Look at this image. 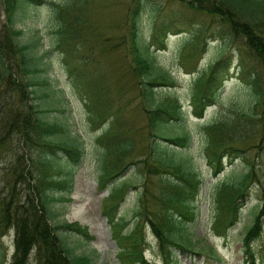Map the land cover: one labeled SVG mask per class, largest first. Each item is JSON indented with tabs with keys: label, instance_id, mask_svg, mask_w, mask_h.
Wrapping results in <instances>:
<instances>
[{
	"label": "rangeland",
	"instance_id": "1",
	"mask_svg": "<svg viewBox=\"0 0 264 264\" xmlns=\"http://www.w3.org/2000/svg\"><path fill=\"white\" fill-rule=\"evenodd\" d=\"M54 1L65 4L69 0ZM150 1L152 3L141 10L140 39L142 40L150 42L149 36L154 31V25L158 26L175 20L170 14L172 9L178 13V21L172 26V31L179 30V33L171 34L172 31H169L163 47H159L158 43L149 45L148 56L153 57L158 73H169L175 80L174 86L171 87L166 85L155 86V100L161 101L171 97L180 100L186 117L169 126L167 133H186L191 137L190 145L183 150L181 156L188 158L201 176L195 187L199 192L194 202V218L191 221L185 220L188 227L187 231H177L174 234V241L185 247L194 248L201 254L194 255L187 252L182 254L179 252L177 255L178 264H264V225L262 233L253 240L251 239L250 246L255 256L253 262L245 253L243 246L246 228L251 224L253 215L257 210V204L260 201L261 186L251 184L247 195L239 199L238 215L231 225L227 221L230 218L227 214L229 212L226 211L221 214L217 202L219 185L236 181L247 170V160L254 163L258 178L261 180L264 177V141L260 142L261 128L259 129V124L256 128L253 125L255 120L251 118L253 99L243 86L244 82L241 83L238 76L237 78L232 77L226 81L217 101L206 109L202 118H195L191 115V93L194 79L201 75L210 63L216 61L220 53L226 50H228V55L233 56L232 53H234L232 64L238 68L236 56L240 49H246L245 41L241 39L240 33L234 38L217 18L196 12L180 0ZM133 6V0H89L85 7V16L88 18L86 25L93 29L91 33L93 38L89 43L97 44L100 48L107 45L110 47V51L100 57L102 58L101 61L99 58V65L101 64L103 71L101 75H107V81L86 80L92 104L98 102V95L104 97L110 86L112 89L110 98L116 102L113 109L120 110L121 108L122 119H125L126 126L132 130L136 138L138 154H140V158H144L148 141L147 114L142 92L137 82L138 79L134 78V73L129 68L132 63L130 54L128 52L127 58L124 54L128 51L127 45L122 42V38L128 30L127 23H129ZM155 6L157 10L151 9ZM18 27H21L22 31L16 37V41L22 44H34L29 54L41 59L40 67L44 69L38 74V80L42 85L26 87L25 93L28 98L24 97V102H21L22 78H28L30 75L24 76L18 57L15 58L13 52L8 53L5 50V54L1 55H4L3 57L10 65H5L4 58L0 57V118L1 111L11 108L25 110L27 105L32 104H38L42 107L47 105L49 108L57 107L56 109L50 108L51 111L45 113V117L51 121H57L60 125L63 124L71 136L73 134L81 136L85 145L86 156L80 166L73 168L70 192L59 191L57 193L64 195L65 199L54 203L52 210L56 212V216L50 218V222L77 223L88 231L92 236L91 241H86L75 232H64V234L71 247L77 246L75 247L76 254L85 252L93 257L91 264H123L122 260H119L120 248L112 236V228L103 213V206L106 208L105 213L108 217H117L112 209L113 205L122 197L116 199L122 187L120 183L136 178L139 181L132 180L134 185L128 186L125 199L118 206L117 215L126 216L130 224H133L135 222L133 218H136L134 213L138 209L139 198L142 197L143 205L147 206L150 212L159 208L161 214L154 221L160 225L164 224L163 216L171 215L172 205L169 208L170 205L163 204L162 198L157 194V191L163 190V187L158 183L161 175L157 172L147 174V171H144L140 178L138 175H132L134 171H131V166L125 171L122 180L113 181L115 185L119 184L118 187L112 188L113 185L109 188L108 186L104 189L99 188L100 179L101 182L102 179L108 180L109 177L121 171L123 158L115 160L116 157H112L108 162L105 161L103 165L107 168L108 173L105 176H99L100 172L95 162L98 153L95 136L102 128L98 129L95 125L91 127L93 122L89 116L86 101L71 90L65 75L62 56L54 51L46 55L53 49L55 43L54 32L57 23L52 18V11L49 7L41 6L34 13L33 11L30 12L29 16L18 24ZM4 30V15L0 3V39L4 37ZM89 34L90 32L87 31L84 36L88 37ZM192 34L193 36L189 37ZM190 54L192 57L189 58ZM2 59L4 63H2ZM232 72V75L235 76V69H232ZM33 90L36 92H32ZM42 93L47 94V97L42 98L40 96L39 98L36 96ZM234 109H241V112L247 113L249 116L240 117L239 121L235 123L236 126L226 132L225 137L220 134L221 141L225 142L222 148H229L233 145L238 151L234 152L232 163L215 176L212 172V165L205 154V143L209 142L211 135L208 130H204V127L221 116V119L225 121V118H228ZM25 112L22 111L21 114L23 115ZM255 119L257 118L255 117ZM108 120L109 118L101 123ZM103 125L106 124L101 126ZM5 128L8 129L7 126ZM2 134H6V137L4 143L0 145V196L8 195L7 190L11 187L19 192L27 189V184L31 179L26 175L29 167L26 156L29 151L26 146L22 145L21 131L18 129L6 133V130L3 129ZM238 134L245 135L243 140L234 143L229 142ZM216 137H219V134H216ZM99 139L102 138L99 137ZM168 145L169 142L166 141L161 143L160 148L164 152L173 151ZM36 153L34 151V154ZM222 156L224 155L222 154ZM227 160L228 157L226 159L221 157L223 163H226ZM151 167L152 165L149 166V168ZM165 175H162V178ZM60 180L63 181V178L61 177ZM113 182L110 183L109 181L108 184L111 185ZM110 193L111 197L109 196ZM82 196H86L87 199L84 200ZM237 198L238 193L232 186L226 188L224 191L225 203L229 201L233 204ZM81 199H83L82 202ZM224 214L225 216L221 220ZM144 218H142V222L139 221L145 239L142 244L144 254L153 264H164L159 253V240L152 232L149 221L144 220ZM152 218L154 219V217ZM1 233L3 234L0 235V253L2 254L0 261L1 264H9L14 251V232L9 228ZM119 233L120 231H116L115 235L117 236ZM168 261L172 260L168 258Z\"/></svg>",
	"mask_w": 264,
	"mask_h": 264
},
{
	"label": "trees",
	"instance_id": "2",
	"mask_svg": "<svg viewBox=\"0 0 264 264\" xmlns=\"http://www.w3.org/2000/svg\"><path fill=\"white\" fill-rule=\"evenodd\" d=\"M133 1L134 6L131 9L129 23H127L128 30L123 36L122 42L127 45L128 51L124 54L126 58L128 52L130 54L132 63L129 68L132 69L134 78L138 79L137 82L142 92L147 114L148 141L144 158H140V154H138L136 138L132 130L126 126L125 119H122L121 108L120 110L113 109L116 102L110 98L112 93L110 86L104 97L98 95L99 99L96 104H92L89 98V87L86 79L107 81V75H101L103 71L99 62L102 59L100 57L110 51V47L107 45L100 48L97 44L89 43L93 38L91 35L93 29L91 26L86 25L88 18L85 16V7L89 0H69L65 4L54 0H0L5 29L4 37L0 39V57L4 58V55L1 54H5V50L8 53L13 52L15 58L18 57L22 74L24 76L30 75L28 78H22L21 82L20 98L21 102H24V97H27L26 87L42 85L38 80V74L44 68L40 67V58L29 54L34 44H22L16 41V37L22 31L18 24L26 19L30 12L33 11L34 13L39 7H49L57 27L54 32L55 43L53 49L46 55L54 51L62 56L69 86L82 100L86 101L92 124H106L103 125V132L96 138L98 157L96 156L95 162L100 172L99 176H105L108 173L107 168L103 165L105 161L108 162L112 157H116L115 160L123 158L121 171L109 177L108 180L102 179L101 182L100 179L99 184L102 186L107 181L121 179L128 167L131 166V171H134L132 175H138L140 178L144 171H147V174L157 172L161 175L158 183L163 187V190L157 191V194L162 198L163 204L170 205L169 208L172 205L171 215L168 217L164 215V224L160 225L154 221L161 214L159 208L150 212L147 206L143 205L142 197L139 198L138 209L134 213L136 218H133L136 224L134 230L127 229L118 236L119 242H122L124 246L122 249L123 255H125L123 257L124 264L131 262L151 264L145 259L141 250L145 239L139 221L142 222L144 217H146L144 220L149 221L152 232L159 240L161 252L165 258L163 259L164 263L177 264V258H173V256H176V252L199 254L195 252L194 248L185 247L174 241V234L177 231L184 232L188 230L183 219H193L194 217V198L198 191L195 187L201 176L198 170L191 165L188 158L181 156L183 150L190 145L191 137L186 133H167L169 126L182 121L184 115L180 110L176 97L161 101L155 100V86L166 85L171 87L174 86L173 83L175 82L169 73H158L153 57L148 56V53L149 45L158 43L159 47L164 46L169 31L173 30L172 26L178 21V13L175 9H172L170 14L174 17V21H169V19V23L154 25V31L149 36L150 42H147L140 39L142 28L140 15L141 10L152 2L150 0ZM180 1L196 12L209 14L217 18L234 38L238 33L241 34L246 49H240L236 56L238 65L236 76H238L241 83L244 82L243 86L253 99L252 110L254 113L252 114L251 110V118L255 120L253 125L257 128L259 124V129L261 128L260 142L262 143L264 141V0ZM151 9L157 10L156 6ZM185 19L187 20V17ZM87 31L90 32L88 37L84 36ZM177 33H179V30L172 31L171 34ZM192 36L193 34L189 37ZM111 42L114 43L113 40ZM225 44L227 45V43ZM227 51L220 53L218 59L210 63L207 69L201 75H198L193 82L192 105L195 111L194 114L197 117H202L205 107L217 101L224 83L231 76V63L234 53L231 56L228 55ZM98 52L100 53L97 54ZM8 56L9 54L7 58ZM190 57H192V54L189 55ZM4 61L5 65H10L5 58ZM2 63H4L3 59ZM32 92L36 91L33 90ZM36 96L45 98L47 94L42 93ZM25 108V110L11 108L10 110L1 111L0 118V145L4 143L6 137V134H2L3 129L6 130V133L18 129L21 131L22 145L26 146L29 151L26 156L29 164L26 175L31 178L27 184V189L19 192L11 187L7 190L8 195L0 196V235L3 234L2 231H6L11 227L14 230V252L9 264H32L33 262L35 264H91L89 257L74 253L77 246L71 247L64 234V232H75L77 235L87 238L86 240H90L86 229L77 223L68 224L63 222L54 225L49 222L50 218L52 219L55 216L53 210L50 209V205L53 203L52 201L60 199L53 196V193L59 188L60 175L63 178L64 189L69 192L72 187L71 169L75 164L80 165L85 156L83 141L79 136L76 138L70 137L63 124L60 125L57 121H51L45 117V113L57 107H50V109L47 105L42 107L38 104H32L27 105ZM22 111L26 112L22 115ZM232 111L233 113L225 118V121L221 119V116L205 126L211 135L209 142L205 143V154L212 168H214V173L222 169V154L232 157L235 155L234 152L238 151L233 145L229 148H222L225 142L221 141L220 134L225 137L226 132L236 126L235 123L239 121L240 117L249 116L247 113L241 112V109ZM107 118H109L107 122L101 123ZM6 126L8 129L5 128ZM14 127L16 128L12 130ZM216 134H219V137H216ZM244 136L238 134L229 142H239L243 140ZM99 137L102 139H99ZM166 141L169 142L168 147H171L173 151H162L160 148L161 143ZM34 151L37 153L34 154ZM64 158L70 161L71 164ZM150 165H152L151 168H149ZM162 175L165 176L162 178ZM132 180L139 181L132 178L129 181L120 183L122 187L116 199L123 196L128 186L134 185ZM251 184L260 185L262 188L257 210L243 237L244 251L252 262L255 256L250 244L255 237L262 233L264 225V177L260 180L254 163L247 160V170L236 181L219 185L217 198L220 203V213L223 214L228 211L227 214L230 216L228 222L232 224L238 215L239 202L236 200L233 204L229 201L225 203L224 191L232 186L238 193L237 199H240L247 195ZM118 186L119 184H116L112 188ZM109 196L111 197V193ZM118 202L113 205L112 210H114V213ZM186 216H190V218ZM223 216L225 214L222 215L221 220ZM123 218L125 217L121 216L119 220H116L118 217L114 216L110 218V222L115 228L121 229L127 223ZM31 253L33 254L32 261L29 260ZM1 256L0 253V260ZM72 258L74 259L72 260ZM168 258L172 261H168Z\"/></svg>",
	"mask_w": 264,
	"mask_h": 264
},
{
	"label": "bare ground",
	"instance_id": "3",
	"mask_svg": "<svg viewBox=\"0 0 264 264\" xmlns=\"http://www.w3.org/2000/svg\"><path fill=\"white\" fill-rule=\"evenodd\" d=\"M77 196H79V194H77ZM82 198H83L84 200H86V199H87V197H86V196H82ZM83 199H81V202L83 201ZM79 211H81V209H79Z\"/></svg>",
	"mask_w": 264,
	"mask_h": 264
}]
</instances>
